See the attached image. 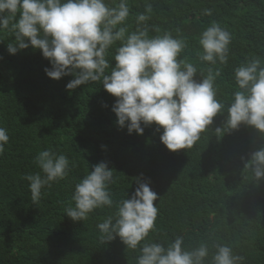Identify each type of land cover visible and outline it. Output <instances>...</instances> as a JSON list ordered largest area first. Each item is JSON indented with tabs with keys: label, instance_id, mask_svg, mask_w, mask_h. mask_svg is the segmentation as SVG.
Wrapping results in <instances>:
<instances>
[{
	"label": "trees",
	"instance_id": "trees-1",
	"mask_svg": "<svg viewBox=\"0 0 264 264\" xmlns=\"http://www.w3.org/2000/svg\"><path fill=\"white\" fill-rule=\"evenodd\" d=\"M106 2L114 6L118 0ZM149 2V35L168 32L184 39L181 56L205 74L210 65L197 56L200 33L212 21L231 33L227 63L211 65L221 73L216 86L223 102L236 89L234 68L247 58L264 60V0ZM129 6L130 32L136 28L135 14L145 11V0H129ZM204 9L212 15H204ZM13 39L0 31V127L9 135L0 154V264H135L138 250L127 249L118 237L100 242L96 224L115 206L97 209L85 221L74 222L64 213L75 184L100 162L113 170L114 201L126 194L131 198L137 177L157 193L158 217L149 242L167 244L182 235L187 246L207 241L214 250L213 244L226 243L245 257L244 264H264V180L257 183L244 171L249 154L264 145V135L241 124L217 137L214 130L223 126L225 112L190 149L173 152L160 141L163 129L157 131L155 124L144 127L142 135L119 128L112 111L116 98L100 82L67 90L73 76L49 78L44 69L50 62L38 49L10 55L7 43ZM49 148L68 157L70 171L45 186L35 204L22 177L40 171L34 157Z\"/></svg>",
	"mask_w": 264,
	"mask_h": 264
},
{
	"label": "clouds",
	"instance_id": "clouds-1",
	"mask_svg": "<svg viewBox=\"0 0 264 264\" xmlns=\"http://www.w3.org/2000/svg\"><path fill=\"white\" fill-rule=\"evenodd\" d=\"M152 11L145 0V11L135 14L136 28L129 32V0H118L114 6L106 0H0V31L13 35V42L7 43L10 55L29 47L38 49L50 62L51 67L44 69L49 78L73 76L67 90L100 82L116 98L112 106L116 125L126 127L129 135H142L144 127L155 124L157 131L163 129L160 141L168 150L190 149L202 132L211 130L213 118L225 112L223 126L214 130L217 137L241 124L264 135V60L247 58L234 68L236 89L225 103L217 98L216 79L221 73L211 65L227 63L231 33L216 21L200 33L197 56L210 65L205 74L181 56L187 47L184 39L168 32L149 35ZM204 15L211 16V9H204ZM197 74L202 77L199 81L194 79ZM8 142L7 129L0 127V154ZM249 155L244 171L259 183L264 180V145ZM34 163L40 171L22 178L37 204L45 186L67 177L70 161L49 148L40 151ZM135 182L131 198L126 194L114 201L113 170L100 162L75 184L64 213L74 222L85 221L95 210L115 206L114 213L96 224L100 242L118 237L127 249L138 250L135 264H244L245 257L226 243L213 244L214 250L207 241L187 246L182 235L167 244L149 242L158 217L154 205L158 196L142 177Z\"/></svg>",
	"mask_w": 264,
	"mask_h": 264
}]
</instances>
